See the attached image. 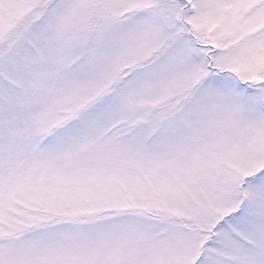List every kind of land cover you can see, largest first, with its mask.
<instances>
[{
	"label": "snow or ice",
	"instance_id": "obj_1",
	"mask_svg": "<svg viewBox=\"0 0 264 264\" xmlns=\"http://www.w3.org/2000/svg\"><path fill=\"white\" fill-rule=\"evenodd\" d=\"M0 264H264V0H0Z\"/></svg>",
	"mask_w": 264,
	"mask_h": 264
}]
</instances>
